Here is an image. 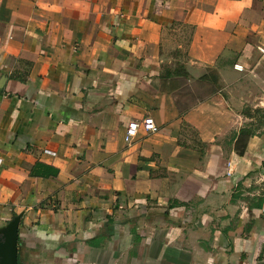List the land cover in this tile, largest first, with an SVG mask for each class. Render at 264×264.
I'll list each match as a JSON object with an SVG mask.
<instances>
[{
  "label": "crops",
  "instance_id": "1",
  "mask_svg": "<svg viewBox=\"0 0 264 264\" xmlns=\"http://www.w3.org/2000/svg\"><path fill=\"white\" fill-rule=\"evenodd\" d=\"M258 47L264 0H0L18 264H264V126L239 134L264 108Z\"/></svg>",
  "mask_w": 264,
  "mask_h": 264
},
{
  "label": "water",
  "instance_id": "2",
  "mask_svg": "<svg viewBox=\"0 0 264 264\" xmlns=\"http://www.w3.org/2000/svg\"><path fill=\"white\" fill-rule=\"evenodd\" d=\"M22 214H16L0 228V264H18V234Z\"/></svg>",
  "mask_w": 264,
  "mask_h": 264
},
{
  "label": "trees",
  "instance_id": "3",
  "mask_svg": "<svg viewBox=\"0 0 264 264\" xmlns=\"http://www.w3.org/2000/svg\"><path fill=\"white\" fill-rule=\"evenodd\" d=\"M243 114L247 117L253 118L254 120L249 123L248 127L245 126L243 128H240L239 134L252 135L253 133H255V131H258L259 129H261V127L264 126V108H255L253 112L250 111V108H245L243 109ZM35 166L45 167L40 163ZM46 167L48 168V170L44 171L43 175L46 176L49 174L56 175L57 169L51 168L49 166ZM32 170L33 173H38V171H34V169ZM263 199H264V188L260 191L259 196H257L256 205L261 206Z\"/></svg>",
  "mask_w": 264,
  "mask_h": 264
},
{
  "label": "built area",
  "instance_id": "4",
  "mask_svg": "<svg viewBox=\"0 0 264 264\" xmlns=\"http://www.w3.org/2000/svg\"><path fill=\"white\" fill-rule=\"evenodd\" d=\"M261 53H264V48L258 47ZM237 67V66H236ZM239 68V67H237ZM240 69V68H239ZM156 125L154 119L150 115H145L140 119H132L128 121L124 131V142L130 145L140 130L144 132L156 131Z\"/></svg>",
  "mask_w": 264,
  "mask_h": 264
},
{
  "label": "rangeland",
  "instance_id": "5",
  "mask_svg": "<svg viewBox=\"0 0 264 264\" xmlns=\"http://www.w3.org/2000/svg\"><path fill=\"white\" fill-rule=\"evenodd\" d=\"M245 108H250V109H251V107H248V106H247V107H245ZM245 108H244V109H245ZM253 110H254V109H253Z\"/></svg>",
  "mask_w": 264,
  "mask_h": 264
}]
</instances>
